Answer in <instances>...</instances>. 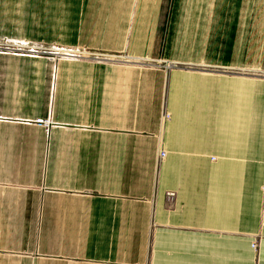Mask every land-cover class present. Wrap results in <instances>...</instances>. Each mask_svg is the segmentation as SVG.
<instances>
[{
  "label": "crops",
  "instance_id": "obj_1",
  "mask_svg": "<svg viewBox=\"0 0 264 264\" xmlns=\"http://www.w3.org/2000/svg\"><path fill=\"white\" fill-rule=\"evenodd\" d=\"M10 42L138 64L0 48V264H264V0H0Z\"/></svg>",
  "mask_w": 264,
  "mask_h": 264
},
{
  "label": "built area",
  "instance_id": "obj_2",
  "mask_svg": "<svg viewBox=\"0 0 264 264\" xmlns=\"http://www.w3.org/2000/svg\"><path fill=\"white\" fill-rule=\"evenodd\" d=\"M12 43H3L0 45V48L3 49L6 52H14V53H28L31 55H51L53 57H47L48 59L55 60L56 58H67V59H73V57H85V58H93L98 61H110L114 63H123V64H138L137 62L134 61V59L130 57H108V56H103V55H96V54H91L87 55L84 53L80 52H75L73 50H70L69 52H66L65 50L62 49H50V51H54L53 53L47 54L46 49L44 48H39V47H28L27 45H21V46H11ZM166 118H169V115H165ZM37 124L43 126L46 129H49L50 126H52V121L48 118L46 119H39L36 121ZM166 154L164 151H161L160 156H159V162L162 161L165 158ZM166 199L167 202L172 204L176 200V193L175 192H168L166 194ZM256 248V245L254 246Z\"/></svg>",
  "mask_w": 264,
  "mask_h": 264
},
{
  "label": "rangeland",
  "instance_id": "obj_3",
  "mask_svg": "<svg viewBox=\"0 0 264 264\" xmlns=\"http://www.w3.org/2000/svg\"><path fill=\"white\" fill-rule=\"evenodd\" d=\"M9 42V41H8ZM10 43H12V45L11 46H21V45H24L25 43H18V42H15V43H13V42H10ZM28 47H39V48H44V49H46L47 51H45V52H47V54H50V53H53L54 51H50V49H52L53 50V46H47V45H35V44H30L29 43V45H27ZM55 49V48H54ZM70 50H72V49H66L65 51L66 52H69ZM4 52H6V51H4ZM37 57H40L39 55H36ZM44 57H53V56H49V55H43ZM48 59V58H47ZM58 59V60H57ZM59 59H61V58H56L55 60H57L56 62H58V61H60ZM62 59H66V58H62ZM48 62H50V63H54V62H51V61H48ZM55 62V63H56ZM50 128H51V126H50ZM49 128V129H50Z\"/></svg>",
  "mask_w": 264,
  "mask_h": 264
}]
</instances>
